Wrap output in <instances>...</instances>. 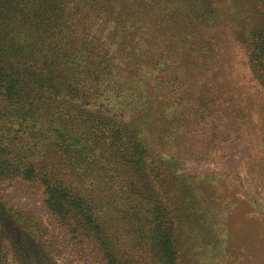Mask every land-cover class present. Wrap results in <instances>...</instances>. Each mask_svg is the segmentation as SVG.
Segmentation results:
<instances>
[{
	"label": "trees",
	"instance_id": "trees-1",
	"mask_svg": "<svg viewBox=\"0 0 264 264\" xmlns=\"http://www.w3.org/2000/svg\"><path fill=\"white\" fill-rule=\"evenodd\" d=\"M211 15L209 0H0V183L39 184L51 216L95 235L106 264H127L107 225L125 226L136 209L156 264H177L158 139L139 127L184 115L190 65L175 44ZM246 39L264 91V30Z\"/></svg>",
	"mask_w": 264,
	"mask_h": 264
},
{
	"label": "rangeland",
	"instance_id": "rangeland-1",
	"mask_svg": "<svg viewBox=\"0 0 264 264\" xmlns=\"http://www.w3.org/2000/svg\"><path fill=\"white\" fill-rule=\"evenodd\" d=\"M209 3L214 20L193 21L201 34L182 35L174 48L190 65L177 96L184 115L172 126L166 110L160 127L151 120L143 129L154 131L143 123L139 130L158 139L165 167L157 192L173 217L177 264H264V91L246 43L264 30V1ZM136 211L125 226L107 225L111 242L127 264H156L137 234ZM74 222L51 216L39 184L1 182L0 264H106L97 237L72 233Z\"/></svg>",
	"mask_w": 264,
	"mask_h": 264
}]
</instances>
